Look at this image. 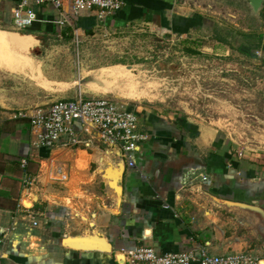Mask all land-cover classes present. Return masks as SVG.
I'll list each match as a JSON object with an SVG mask.
<instances>
[{"label": "crops", "instance_id": "0c3cea01", "mask_svg": "<svg viewBox=\"0 0 264 264\" xmlns=\"http://www.w3.org/2000/svg\"><path fill=\"white\" fill-rule=\"evenodd\" d=\"M122 2L105 22L96 11L84 13L77 28L83 36L100 26L121 30L138 23L183 31L189 25L184 17L199 25L198 17L178 12L177 0ZM35 10L41 23L29 28L32 34L0 33L11 49L15 35L31 38V50L50 38L67 41L69 32L73 38L71 28L54 24L59 15L53 7ZM261 17L264 24V8ZM259 38L264 54V26ZM25 59L16 70L0 67V234L16 226L0 246V264H125V253L143 245L159 254L206 247L215 256L246 254L264 264V161L262 169L244 163L215 129L140 105L134 109L148 140L134 168L95 133L81 134L80 146L65 147L64 138L52 151L35 149L30 120L18 115L79 93L72 96V86L63 89L66 81L50 75L48 57ZM25 178L34 181L29 190ZM31 208L71 217L35 228L22 211Z\"/></svg>", "mask_w": 264, "mask_h": 264}, {"label": "rangeland", "instance_id": "374dc122", "mask_svg": "<svg viewBox=\"0 0 264 264\" xmlns=\"http://www.w3.org/2000/svg\"><path fill=\"white\" fill-rule=\"evenodd\" d=\"M12 7L0 2V31L24 37L9 19ZM177 10L198 17L199 25L184 17L187 32L153 23L121 30L100 26L83 36L79 47L72 36L63 42L50 38L21 57L28 63L30 57H48L50 75L54 71L57 80L66 81L63 89L72 86V96L116 97L215 129L236 159L259 167L264 161L262 17L244 0H177ZM8 56L0 48V59Z\"/></svg>", "mask_w": 264, "mask_h": 264}, {"label": "built area", "instance_id": "2783aa9c", "mask_svg": "<svg viewBox=\"0 0 264 264\" xmlns=\"http://www.w3.org/2000/svg\"><path fill=\"white\" fill-rule=\"evenodd\" d=\"M3 2V1H0ZM13 4L10 19L18 32H24L37 23H41L35 10L36 7L51 6L59 15L54 24L59 27L71 28L74 43L81 44L82 33L77 28V20L87 12L96 11L97 18L105 22L109 17L120 12L124 6L122 0H10ZM133 107V108H132ZM116 98L86 97L79 93L75 99L59 100L47 109L36 108L32 113H20L18 118L30 120V130L35 140V149L52 151L67 138L65 147H75L83 144L81 134L93 133L110 147L120 150L128 168L136 166V154L144 142L148 140L147 134L140 130V118L136 108ZM80 125V130L76 125ZM26 165V163H23ZM66 175L60 174L59 181L65 182ZM206 180V179H204ZM33 180L25 178L23 187L29 190ZM39 206H43L40 204ZM25 216L30 224L39 228L48 226L50 221L67 216H56L47 210L25 209ZM16 230L15 224L0 234V246H5L9 236ZM125 264H260L257 258L246 254L215 256L206 247H200L197 252L159 254L154 247L143 245L125 253ZM264 262V261H263Z\"/></svg>", "mask_w": 264, "mask_h": 264}, {"label": "bare ground", "instance_id": "6f19581e", "mask_svg": "<svg viewBox=\"0 0 264 264\" xmlns=\"http://www.w3.org/2000/svg\"><path fill=\"white\" fill-rule=\"evenodd\" d=\"M0 33L5 34V31L0 32ZM14 39H15V44H16V49L14 50L16 51V53L13 52L10 44L3 38V36L0 35V48L1 49L3 48L6 51L7 55L9 52V56L7 58L2 57L0 59V67L7 68L10 70H16V69L21 68V66L23 65L22 62H24L23 58L21 57L22 56L21 54L27 53L33 46V41L29 37L21 38L20 36L15 35ZM111 75H112L111 77H113L114 79H117L119 76L117 75V73H112Z\"/></svg>", "mask_w": 264, "mask_h": 264}, {"label": "water", "instance_id": "95a60500", "mask_svg": "<svg viewBox=\"0 0 264 264\" xmlns=\"http://www.w3.org/2000/svg\"><path fill=\"white\" fill-rule=\"evenodd\" d=\"M246 2L247 8L250 9L254 16H261V12L264 8V0H244ZM127 70L132 71V67L128 66ZM137 73V72H136ZM230 174L235 175L236 171L231 170Z\"/></svg>", "mask_w": 264, "mask_h": 264}, {"label": "trees", "instance_id": "16d2710c", "mask_svg": "<svg viewBox=\"0 0 264 264\" xmlns=\"http://www.w3.org/2000/svg\"><path fill=\"white\" fill-rule=\"evenodd\" d=\"M33 31H34L33 29H31V30L28 29V30H25L24 32H21V33L32 34ZM66 31H68V29ZM69 35L71 36V32H69Z\"/></svg>", "mask_w": 264, "mask_h": 264}]
</instances>
